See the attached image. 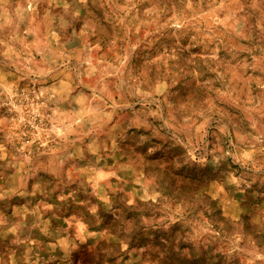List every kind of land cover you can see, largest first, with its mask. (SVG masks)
I'll use <instances>...</instances> for the list:
<instances>
[{
	"label": "clouds",
	"instance_id": "9594fccd",
	"mask_svg": "<svg viewBox=\"0 0 264 264\" xmlns=\"http://www.w3.org/2000/svg\"><path fill=\"white\" fill-rule=\"evenodd\" d=\"M0 264H264V0H0Z\"/></svg>",
	"mask_w": 264,
	"mask_h": 264
}]
</instances>
